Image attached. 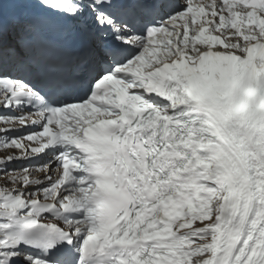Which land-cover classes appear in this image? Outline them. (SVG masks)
<instances>
[{"label": "snow or ice", "instance_id": "obj_1", "mask_svg": "<svg viewBox=\"0 0 264 264\" xmlns=\"http://www.w3.org/2000/svg\"><path fill=\"white\" fill-rule=\"evenodd\" d=\"M0 264H264V0H0Z\"/></svg>", "mask_w": 264, "mask_h": 264}, {"label": "bare ground", "instance_id": "obj_2", "mask_svg": "<svg viewBox=\"0 0 264 264\" xmlns=\"http://www.w3.org/2000/svg\"><path fill=\"white\" fill-rule=\"evenodd\" d=\"M3 182H4L3 179H1V180H0V184H2Z\"/></svg>", "mask_w": 264, "mask_h": 264}, {"label": "rangeland", "instance_id": "obj_3", "mask_svg": "<svg viewBox=\"0 0 264 264\" xmlns=\"http://www.w3.org/2000/svg\"><path fill=\"white\" fill-rule=\"evenodd\" d=\"M0 179H1V177H0Z\"/></svg>", "mask_w": 264, "mask_h": 264}]
</instances>
